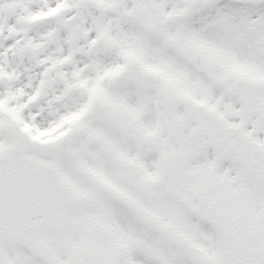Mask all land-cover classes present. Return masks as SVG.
<instances>
[{
  "label": "snow or ice",
  "instance_id": "1",
  "mask_svg": "<svg viewBox=\"0 0 264 264\" xmlns=\"http://www.w3.org/2000/svg\"><path fill=\"white\" fill-rule=\"evenodd\" d=\"M0 264H264V0H0Z\"/></svg>",
  "mask_w": 264,
  "mask_h": 264
}]
</instances>
